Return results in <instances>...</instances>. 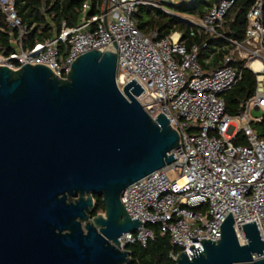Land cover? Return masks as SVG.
Here are the masks:
<instances>
[{
  "label": "built area",
  "instance_id": "obj_1",
  "mask_svg": "<svg viewBox=\"0 0 264 264\" xmlns=\"http://www.w3.org/2000/svg\"><path fill=\"white\" fill-rule=\"evenodd\" d=\"M192 1L83 0L75 24L63 21L51 37L26 47L28 28L15 0H0V12L15 31L14 49L0 54V66L16 71L24 64H42L65 79L72 58L93 49L113 50L120 91L134 79L144 90L134 96L147 114L153 120L164 114L177 130L179 139L170 151L174 161L123 190L127 214L142 225L124 233L119 242L122 248L132 243L145 246L153 238L145 224H157L189 258L190 247L202 252L200 241L220 239V225L230 212L241 244L246 242L242 225L253 221L264 239V128L253 127L264 124V2L254 0L246 13L244 37L236 40L219 30L234 0L214 1L193 17L163 4ZM139 7L179 17L192 26L189 35L199 37V42L188 46L179 30L164 36L158 30L143 33L134 18ZM205 36L226 41L222 47L214 46L216 51L226 49L222 65L208 71L198 61L208 47ZM211 57L212 53L204 62ZM242 68L252 72L256 86L231 115L225 111L223 93L241 79ZM179 252L169 256L175 261Z\"/></svg>",
  "mask_w": 264,
  "mask_h": 264
},
{
  "label": "water",
  "instance_id": "obj_2",
  "mask_svg": "<svg viewBox=\"0 0 264 264\" xmlns=\"http://www.w3.org/2000/svg\"><path fill=\"white\" fill-rule=\"evenodd\" d=\"M116 62L113 50H89L65 79L42 64L0 66V264H130L119 237L142 223L121 194L174 161L179 134L147 114L134 79L120 91ZM93 195L105 206L94 216ZM233 224L230 212L219 240L175 264H264L255 221L242 225L243 244Z\"/></svg>",
  "mask_w": 264,
  "mask_h": 264
},
{
  "label": "trees",
  "instance_id": "obj_3",
  "mask_svg": "<svg viewBox=\"0 0 264 264\" xmlns=\"http://www.w3.org/2000/svg\"><path fill=\"white\" fill-rule=\"evenodd\" d=\"M214 1L219 0H193L191 3L172 4V6L178 11L199 16L204 12V6H211ZM82 2L83 0H15L17 13L23 24L28 28L25 36V46L30 47L37 41H43L51 37L59 30L63 21L68 25L75 24ZM253 2L254 0H234L225 16L223 26L219 30L227 37L242 40L246 28V13ZM134 18L138 22V28L143 33L158 30L159 35L164 36L171 30H179L187 37L188 46L194 42H199V37L189 35L192 27L189 23L161 10L139 7L134 13ZM14 35V29L8 25L0 12V54L13 51L14 47L11 44V39ZM203 39L208 41V47L200 52V57L198 56L202 68L208 71L220 67L222 65L221 58L226 49L220 48L216 51L214 46L222 47L226 41L212 36H205ZM211 53L210 61L205 63L204 58ZM255 86L256 81L252 72L242 68L241 79L223 93L225 111L231 115L235 114L239 109L240 102L252 95ZM93 199L92 216L103 212L105 208L101 195H93ZM145 227L153 231V238L148 239L145 246L140 243L125 246L130 252V264H175L169 254L170 252L177 253L180 249L171 243L169 235L161 233L157 224L146 223Z\"/></svg>",
  "mask_w": 264,
  "mask_h": 264
},
{
  "label": "rangeland",
  "instance_id": "obj_4",
  "mask_svg": "<svg viewBox=\"0 0 264 264\" xmlns=\"http://www.w3.org/2000/svg\"><path fill=\"white\" fill-rule=\"evenodd\" d=\"M167 8H170V9H173L176 11V13L180 14V15H185V16H190V17H193V14H190V13H187V12H181V11H178L177 9H175L172 4L170 3H163ZM253 127L255 129H261V128H264V124H259V123H253ZM70 200H72L73 198H69Z\"/></svg>",
  "mask_w": 264,
  "mask_h": 264
}]
</instances>
